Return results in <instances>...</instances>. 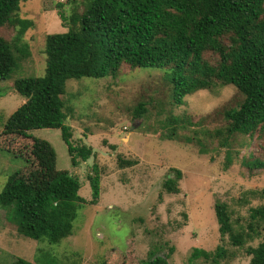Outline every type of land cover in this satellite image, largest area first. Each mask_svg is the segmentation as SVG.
<instances>
[{
  "label": "rangeland",
  "instance_id": "374dc122",
  "mask_svg": "<svg viewBox=\"0 0 264 264\" xmlns=\"http://www.w3.org/2000/svg\"><path fill=\"white\" fill-rule=\"evenodd\" d=\"M58 3L64 4L61 11L70 17L82 12L86 2L26 0L18 18L33 26L23 35L19 25L0 29L17 58L13 73L0 82V135L9 117L25 103L14 82L43 77L47 36L68 31ZM206 57L214 60L213 54ZM244 98L235 86L218 85L189 95L176 106L165 71L132 70L127 65L117 77L70 80L65 99L72 109L66 110L72 142L93 148L94 156L73 167L61 130L31 133L51 143L57 168L80 179V195L86 200H92L88 175L97 164L103 199L100 205H86L79 211L73 235L59 245L20 236L8 222L7 211L0 208V264H15L19 258L32 264H141L152 252L169 264H211L212 260L195 258L196 250L214 253L222 244L228 253L220 264H250L248 250L264 242V223H254L256 238L244 247H233L228 237L222 243L215 205H228L237 231L247 229L252 209L264 206V168L253 166L257 160L264 162V138L232 135L229 147L236 154L226 168L228 148L221 146L216 134L208 137L227 128L225 112L238 108ZM140 105L146 110L141 118L136 117ZM170 114L188 116L194 126L169 140ZM10 141V148L17 150L28 143L25 138ZM119 156L135 162L134 166L121 167ZM26 166L24 160L0 153V193L9 178ZM173 169L183 173L177 185L180 191L174 194L163 188Z\"/></svg>",
  "mask_w": 264,
  "mask_h": 264
},
{
  "label": "trees",
  "instance_id": "16d2710c",
  "mask_svg": "<svg viewBox=\"0 0 264 264\" xmlns=\"http://www.w3.org/2000/svg\"><path fill=\"white\" fill-rule=\"evenodd\" d=\"M26 0H0V29L19 25L23 35L33 24L18 18L21 3ZM85 9L70 17L58 3L65 33L46 38V73L43 77L19 79L14 90L25 103L7 120L0 135V153H9L25 161L26 168L14 173L0 193V208L7 211V220L20 236L59 245L71 237L79 211L96 205L101 194V178L97 164L88 175L92 200L80 195V179L69 171L57 168V155L50 142L31 132L59 129L68 146L73 167L94 156L93 148L72 142V128L67 124L72 109L65 99L67 83L83 78L117 77L127 65L132 70L154 69L166 72L172 86L173 103L198 91L218 85L235 86L244 95L243 103L225 112L228 126L209 138H220L227 147L226 168L234 161L229 138L234 134L264 138V0H85ZM207 54H213L212 62ZM17 67L11 43L0 36V82L6 81ZM146 114L144 105L136 117ZM194 126L190 117L169 115L166 127L169 140L179 131ZM226 134L224 141L223 136ZM28 143L10 148L11 139ZM6 139V144L4 140ZM115 147L116 146H112ZM127 168L135 162L118 157ZM123 165V166H122ZM254 168H264L255 161ZM168 176L163 188L179 193L181 170ZM221 242L226 238L233 247H244L256 238L254 223H264V206L251 210L247 229L234 228L228 205H215ZM256 228V227H255ZM257 229V228H256ZM228 250L223 244L214 253L196 250L195 258L204 257L211 264H220ZM250 264H264V242L249 248ZM15 264H32L23 258ZM141 264H169L152 252Z\"/></svg>",
  "mask_w": 264,
  "mask_h": 264
},
{
  "label": "crops",
  "instance_id": "0c3cea01",
  "mask_svg": "<svg viewBox=\"0 0 264 264\" xmlns=\"http://www.w3.org/2000/svg\"><path fill=\"white\" fill-rule=\"evenodd\" d=\"M102 196H103V193H102V190H101V194H100V199H99L98 205H100V202H101V200L103 199ZM87 201H91V199H90V200L87 199Z\"/></svg>",
  "mask_w": 264,
  "mask_h": 264
}]
</instances>
